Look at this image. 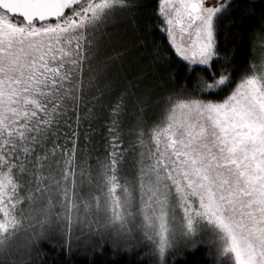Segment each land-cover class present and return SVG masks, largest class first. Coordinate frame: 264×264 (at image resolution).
I'll return each mask as SVG.
<instances>
[{"label": "snow or ice", "instance_id": "snow-or-ice-1", "mask_svg": "<svg viewBox=\"0 0 264 264\" xmlns=\"http://www.w3.org/2000/svg\"><path fill=\"white\" fill-rule=\"evenodd\" d=\"M137 8L0 0V264H45L49 231L88 264H176L204 235L218 264H264V53L237 65L241 32L230 55L220 39L228 20L264 40V0H157L158 72L121 51Z\"/></svg>", "mask_w": 264, "mask_h": 264}, {"label": "trees", "instance_id": "trees-1", "mask_svg": "<svg viewBox=\"0 0 264 264\" xmlns=\"http://www.w3.org/2000/svg\"><path fill=\"white\" fill-rule=\"evenodd\" d=\"M136 3L138 8L135 13L130 14V16L126 18L121 25L123 38L120 43L124 45V48H122L121 51L127 50L128 54L125 58L126 64L134 66L138 62L140 67L145 68L148 71L158 72L157 66L154 63L153 53L159 51L163 55L170 54L167 51L166 41L163 34L151 30L149 16L156 7L157 0H136ZM258 7L259 4H257V8ZM145 25H148V28L151 31L143 30ZM237 31H240L243 36L244 42L242 47L244 48V51L238 53L237 60L234 61V63L241 66L249 63H256L258 55L262 50L263 40H251L250 32L245 33L243 29L232 28L231 22L225 20L221 28L222 35L220 39L225 45L228 54L230 55L233 49L238 46L237 40L239 38L234 37V33ZM141 45H143V47H141ZM253 45H255V49H253ZM256 45L260 46L256 47ZM223 54L224 52L222 50L221 55ZM149 65H151L150 68L147 67ZM176 67L175 63L170 62L167 70L168 72L175 73ZM185 82L186 81L183 78L178 76L176 86L178 87L180 84H184ZM31 238L32 236H15L11 241L13 250H19L20 253H26L27 245ZM26 239L28 243L26 242V244H24ZM19 244L22 245L21 249L16 248ZM62 248L63 241L55 232H51L50 235H48V239L40 242L39 253L43 257L45 264H88L87 260L82 259V251L77 255L69 257L67 253L62 250ZM143 251L147 252L148 249L145 248ZM35 253L36 250L33 249V255H35ZM142 254L143 252L132 256L117 255L111 251L105 250L104 255L97 256L96 260L97 264H132L136 255ZM173 258H175L176 264H214V262L215 264H218V262H216L214 249L201 244L196 246L195 249L192 247L180 248V250L176 252V256L168 257L170 261ZM146 264H152L151 257H149L146 261Z\"/></svg>", "mask_w": 264, "mask_h": 264}, {"label": "rangeland", "instance_id": "rangeland-1", "mask_svg": "<svg viewBox=\"0 0 264 264\" xmlns=\"http://www.w3.org/2000/svg\"><path fill=\"white\" fill-rule=\"evenodd\" d=\"M257 46H260V45H256V47ZM259 48V47H258ZM262 53H264V40L262 41V50L260 51V53H259V55H258V58H257V61H256V63H258L259 62V59H260V56H261V54ZM33 225H34V227H35V230L36 231H39L40 229H39V226L38 225H35V222H33ZM22 229V230H21ZM20 230H19V232L17 233V235L16 236H32L33 235V229L32 228H29L28 227V225H27V223H25L24 225H23V227L21 228ZM50 232V231H49ZM51 233V232H50ZM50 233H48V235H50ZM25 238H27V237H25ZM26 242H27V239L25 240V243L24 244H26ZM28 243V242H27ZM206 245V246H209V247H212L213 249H214V252H216V248H215V245H214V243H213V238L211 237V236H209V235H204V236H202V237H200V238H198L197 239V241H196V246H198V245ZM20 245V246H19ZM18 245V247H16L17 249H21L22 248V245L21 244H19ZM191 248L192 246L191 245H189V246H187V247H185V248ZM181 248H184V247H181ZM180 250V249H179ZM178 250V251H179ZM178 251H176V252H178ZM176 252H174V253H171L169 256L170 257H173V256H176Z\"/></svg>", "mask_w": 264, "mask_h": 264}]
</instances>
